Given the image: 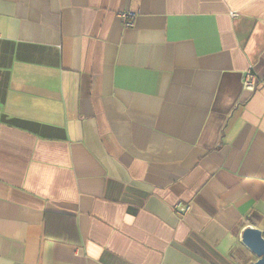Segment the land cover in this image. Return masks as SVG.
I'll return each instance as SVG.
<instances>
[{
    "label": "crops",
    "instance_id": "0c3cea01",
    "mask_svg": "<svg viewBox=\"0 0 264 264\" xmlns=\"http://www.w3.org/2000/svg\"><path fill=\"white\" fill-rule=\"evenodd\" d=\"M249 226L264 0H0V264H249Z\"/></svg>",
    "mask_w": 264,
    "mask_h": 264
},
{
    "label": "water",
    "instance_id": "95a60500",
    "mask_svg": "<svg viewBox=\"0 0 264 264\" xmlns=\"http://www.w3.org/2000/svg\"><path fill=\"white\" fill-rule=\"evenodd\" d=\"M242 243L257 257L249 264H264V235L256 227L249 226L244 229L241 237Z\"/></svg>",
    "mask_w": 264,
    "mask_h": 264
},
{
    "label": "built area",
    "instance_id": "2783aa9c",
    "mask_svg": "<svg viewBox=\"0 0 264 264\" xmlns=\"http://www.w3.org/2000/svg\"><path fill=\"white\" fill-rule=\"evenodd\" d=\"M137 13L133 12V11H128V12H124L122 13V19L124 21V24L126 26H133L134 24V19L136 17ZM233 16H235V13H232ZM263 80L260 79L252 70H248L245 74H244V78H243V85L245 89L248 90H255L258 86V84L260 82H262ZM176 211L180 214H184L187 213L189 206L188 205H183V204H178L175 207Z\"/></svg>",
    "mask_w": 264,
    "mask_h": 264
},
{
    "label": "rangeland",
    "instance_id": "374dc122",
    "mask_svg": "<svg viewBox=\"0 0 264 264\" xmlns=\"http://www.w3.org/2000/svg\"><path fill=\"white\" fill-rule=\"evenodd\" d=\"M250 253V252H249Z\"/></svg>",
    "mask_w": 264,
    "mask_h": 264
}]
</instances>
